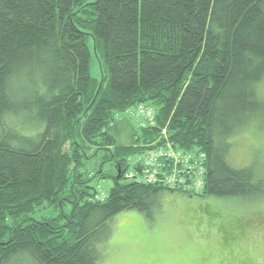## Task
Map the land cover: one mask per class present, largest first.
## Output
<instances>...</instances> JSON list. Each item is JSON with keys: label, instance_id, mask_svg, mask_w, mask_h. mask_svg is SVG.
Listing matches in <instances>:
<instances>
[{"label": "trees", "instance_id": "16d2710c", "mask_svg": "<svg viewBox=\"0 0 264 264\" xmlns=\"http://www.w3.org/2000/svg\"><path fill=\"white\" fill-rule=\"evenodd\" d=\"M263 81L264 0H0V264H97L111 218L168 189L264 195L260 165L228 158L264 117ZM140 105L154 122L118 141V113ZM162 130L204 152L202 189L124 176ZM100 151L114 172L87 168Z\"/></svg>", "mask_w": 264, "mask_h": 264}, {"label": "rangeland", "instance_id": "374dc122", "mask_svg": "<svg viewBox=\"0 0 264 264\" xmlns=\"http://www.w3.org/2000/svg\"><path fill=\"white\" fill-rule=\"evenodd\" d=\"M90 64L95 73L93 57ZM259 89L264 93V81ZM261 97L264 100V95ZM134 112L118 113L112 128L118 141H129L131 132L141 127L142 117ZM251 121L229 136L228 158L235 166L259 164L262 173L264 117ZM101 159L100 151L89 159L87 168L101 165L106 172H114L111 160ZM90 183L103 197L110 177L94 176ZM154 201L148 214L128 208L111 218L103 256L97 264H264V195L217 196L168 189ZM50 211L41 207L32 215L42 217Z\"/></svg>", "mask_w": 264, "mask_h": 264}, {"label": "built area", "instance_id": "2783aa9c", "mask_svg": "<svg viewBox=\"0 0 264 264\" xmlns=\"http://www.w3.org/2000/svg\"><path fill=\"white\" fill-rule=\"evenodd\" d=\"M141 115L142 125L152 124L151 107L140 105L128 110ZM138 111V112H137ZM204 152H185L172 144L164 130L158 138L129 159L128 178L143 183L160 182L188 191L203 187Z\"/></svg>", "mask_w": 264, "mask_h": 264}, {"label": "crops", "instance_id": "0c3cea01", "mask_svg": "<svg viewBox=\"0 0 264 264\" xmlns=\"http://www.w3.org/2000/svg\"><path fill=\"white\" fill-rule=\"evenodd\" d=\"M188 227V226H187ZM109 230H110V228H109ZM194 236H195V234H194ZM104 243V242H103ZM103 252H104V244H103Z\"/></svg>", "mask_w": 264, "mask_h": 264}]
</instances>
